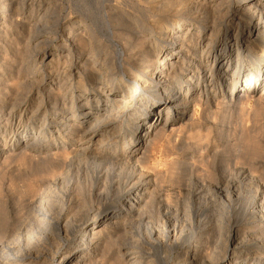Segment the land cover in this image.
<instances>
[{"label": "bare ground", "instance_id": "obj_1", "mask_svg": "<svg viewBox=\"0 0 264 264\" xmlns=\"http://www.w3.org/2000/svg\"><path fill=\"white\" fill-rule=\"evenodd\" d=\"M56 5L0 0V39L29 30L30 50L15 84L0 76V114L16 127L0 144V264H264L262 177L199 153L200 135L151 165L191 106L208 132L212 105L264 86V0H152L150 15L90 2L55 37Z\"/></svg>", "mask_w": 264, "mask_h": 264}, {"label": "rangeland", "instance_id": "obj_2", "mask_svg": "<svg viewBox=\"0 0 264 264\" xmlns=\"http://www.w3.org/2000/svg\"><path fill=\"white\" fill-rule=\"evenodd\" d=\"M44 1H46V0H44ZM53 1H55V4H57L56 5L57 7L55 8V10L53 12V14L56 15V19H55V23L57 25V27H56L57 32L55 35V37H56L60 33H62V30L64 31L63 18L67 14H69L70 12H74L75 9H77L79 7H82L83 9H85L84 6L87 7L86 6L87 3L91 2L94 6L100 7V9L104 10V11H106V8L109 7L110 4L112 5L115 3L119 7L132 9V12L135 11V13H137V14H140V12H141L143 14L146 13V14L150 15V13H148L149 12L148 7L150 6V2L152 0H53ZM199 8L200 7H197V6L193 7V12L195 14L197 13L196 15H202L201 9H199ZM59 23H60V25H59ZM50 25H51V23H50ZM14 30H16V29H14ZM32 30L34 31V29H32ZM32 30L30 32L33 34ZM18 31L16 30V32L11 36L7 33V34H5V37H1V39H0V42L2 41L4 43V44L2 43V45L5 48V54L0 55V76H2V75L4 76V79L6 80L5 84H7V85L15 84V82H16L15 81V75L13 77L12 74H15V73L21 71L22 66H25L26 62L28 61L27 57L29 56L28 54H29L30 50L27 49L28 46L25 43L27 42L26 40H28V39H26V37H28L27 33L29 32V30H27V31L21 30L20 33ZM17 35H19V36H17ZM53 37L54 36L51 34L48 39H51ZM102 41H104V37H103ZM53 42L57 43L58 41L55 38ZM104 47H106V44H104V46H102L101 48H104ZM24 48H25V50H24ZM80 57L81 56H79L77 58V60H79V61L82 60V58H80ZM260 59H261L260 63L262 62V64H264V61H263L264 55H261ZM49 76H50V74L45 76V80H47ZM96 84L93 87L94 89H96V88L98 89V87L100 86L99 82H97ZM5 89H7V91H9V93H12V94L16 93L18 90V88H16V87H10V88H5ZM87 89L90 90L89 87ZM257 94L255 95L254 98H250V100L246 104L243 103V104L231 105V107L229 104H227V105L223 104V105H220L218 108L215 105H212V107L209 109V112L214 113V114H215V112H217V110L219 112L216 113L215 115H210V117L208 116L210 119V122H209L210 124L209 123L207 124L208 125V127H207L208 132H206V130H205L206 126L204 124H203L204 126L200 127V129H199V127H196L201 122L200 121V118H201L200 113L201 112H200V109L194 108L191 106L190 114L193 113V119L190 121L191 125L188 124L187 127H185L182 123L176 124V127L178 128V130L174 132V135H173V133L168 134V140H167L168 143L163 142L162 143L163 145H161L157 148V152H158L157 153L158 154L157 160L153 161L151 165L156 166L157 168L159 167V169H164L166 159L169 160L172 157L175 158L176 155H172V156H168V157H165L163 155L160 148L162 149V146L164 147L165 144L167 145V146L166 145L165 146L168 150L171 149L174 151L175 150L174 148H176L177 146L178 147H180V146L186 147L187 144L193 143V139H195L197 136L200 135V136H203L204 138L202 139V142H201L203 145L198 146V148H201V150H202V151L199 150V153L201 152V153H205V154L207 153L208 154L210 152L211 153L214 152L215 155H217L216 160L218 162H220V164L225 163L226 161L236 160L235 162L237 164H239V165L236 164V166H243V167L247 166V168H250V170L252 171V173L255 176L262 177L264 180V127L263 126L261 127L262 122L264 123V86L261 87V89L259 90V92ZM260 94H261V99L259 98V100H258L259 101L258 106L260 108H262L261 109L262 111L260 112L261 115L259 116L258 122L255 124L253 109L256 107L255 106L256 104L254 102L256 100V97L257 96L259 97ZM258 97H257V99H258ZM35 105H34V103H32V105L29 106L28 114H29V112H31V110H33V108H35ZM8 110H9V108H7L5 111H3L0 114V144H2L3 142L5 143L6 149L4 151H6L10 148L11 141L13 139L12 134L14 133V131L16 129V127H13V125H11V124L7 125L8 121H10V118H8V115H7ZM188 118L189 117H187V119ZM197 118H198V120H197ZM185 121H187V120H185ZM15 122L16 123L19 122L18 118H16ZM158 123L159 122H157V124ZM37 124H40V119H39V121H37ZM21 128H22V124L20 125V129ZM191 128L193 129V131ZM35 130H36V128H33V131H35ZM185 130H186V132H185ZM187 130L188 131L190 130V131L187 132ZM183 132H184V134H183ZM206 133L208 134L207 136L205 135ZM33 134L34 133L32 132L31 135H33ZM169 137L172 139H170ZM180 142L184 143L185 145L181 144ZM188 154H190V153H188ZM252 155H254V156H252ZM186 156L187 155L181 157V159L185 160V162H186V159L188 157V156L187 157ZM249 160H250V162H249ZM163 161H164V163H163ZM232 163H234V162H232ZM220 164H218V165L220 166ZM249 165H250V167H249ZM207 170L210 171V168L205 166V167H203V169L202 168L199 169L198 170L199 172L197 170L194 171L192 174V176H193L192 178L194 180H196L197 178H204L202 176H204L206 174L205 172ZM207 180H209V178H207ZM243 192H242V195L245 196L246 191L244 192V194H243ZM186 222H189V221H186ZM198 230L199 229L197 227L194 231L199 232ZM219 231L220 230L216 229L214 231V236H213L214 239L212 238V241L205 245L206 246L205 251L207 252L206 255L213 254V256L214 255L216 256L215 251L217 250V248L215 245L217 244V242H219V241L221 242V240H222L221 237L223 236L222 230L220 231L222 233V235ZM217 234L218 235L220 234V235L218 236ZM219 238H220V240H219ZM175 252L172 251V255H171V253L169 255L175 256L177 253V252L176 253ZM208 252H209V254H208Z\"/></svg>", "mask_w": 264, "mask_h": 264}]
</instances>
